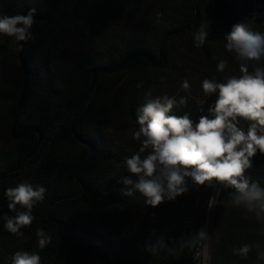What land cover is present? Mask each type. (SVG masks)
<instances>
[{
	"label": "trees",
	"instance_id": "trees-1",
	"mask_svg": "<svg viewBox=\"0 0 264 264\" xmlns=\"http://www.w3.org/2000/svg\"><path fill=\"white\" fill-rule=\"evenodd\" d=\"M101 1L0 0V17L36 9L33 38L19 42L22 49L0 35V264H11L16 251L40 255L41 264H202L196 249L180 242L205 230L209 216L210 264H264L255 247L247 257L234 252L244 244L264 250V223L228 203L231 189L190 184L174 201L152 207L139 193L124 195L121 182L131 175L125 159L140 147L131 131L146 94L186 97L174 114L194 124L211 118L217 96H206L201 83L240 75L225 35L238 22L264 34L254 0H156L152 20L110 32L95 46ZM202 24L207 37L197 48ZM222 59L228 66L219 72ZM252 163L246 174L264 187V154ZM23 182L46 192L17 238L3 226L4 215H15L4 191ZM38 228L51 236L44 249ZM161 239L166 247L150 252Z\"/></svg>",
	"mask_w": 264,
	"mask_h": 264
},
{
	"label": "clouds",
	"instance_id": "clouds-1",
	"mask_svg": "<svg viewBox=\"0 0 264 264\" xmlns=\"http://www.w3.org/2000/svg\"><path fill=\"white\" fill-rule=\"evenodd\" d=\"M36 9L26 15L0 17V35L13 38L18 49L19 42L33 38L30 31L34 24ZM207 31L202 24L194 35L195 47H201ZM225 49L234 55L239 65L240 75L227 76L224 82L203 79L201 88L208 97L215 94L216 101L209 107V116H200L193 123L187 114L176 115L174 110L187 105V98L176 96L151 97L146 94V103L136 112L138 128L131 136L138 141V151L125 159L130 176L121 177L125 186L124 195L132 197L139 193L147 206L156 207L165 200L174 201L189 191V185L231 189L228 203L243 207L264 223V187L253 180L247 171L253 167L252 158L257 152L264 154V34L252 31L246 23L238 22L225 35ZM251 63L252 70H249ZM228 60L222 59L217 71L223 72ZM140 87V85H137ZM182 89L191 92L187 79L182 81ZM247 123V130L241 125ZM135 177V179H133ZM46 189L34 187L31 183H19L5 189L8 209L15 215H4V228L17 238L21 231L30 227L35 220L33 208L44 200ZM217 196L208 200V207L217 203ZM19 205V209L17 206ZM38 245L44 249L51 242V236L42 228L36 230ZM211 236L201 229L188 241L181 240V248L196 249V257H203V264L211 259L208 244ZM166 247L163 240L149 247L156 254ZM255 247L258 259L264 260V250L258 244H244L235 254L247 257ZM11 264H41L36 253L16 251Z\"/></svg>",
	"mask_w": 264,
	"mask_h": 264
},
{
	"label": "rangeland",
	"instance_id": "rangeland-1",
	"mask_svg": "<svg viewBox=\"0 0 264 264\" xmlns=\"http://www.w3.org/2000/svg\"><path fill=\"white\" fill-rule=\"evenodd\" d=\"M97 17L99 29L93 36V45L99 46L103 38L105 39L109 33L120 29H132L149 20H152L156 12V0H107L101 1V10ZM65 51V50H64ZM60 52H63L60 50ZM69 52V50H67ZM66 52L61 53V56ZM212 209V208H211ZM211 216H209L206 231L211 236ZM208 253L211 250V238L207 242ZM203 264V257L201 256ZM210 264V260L208 261Z\"/></svg>",
	"mask_w": 264,
	"mask_h": 264
},
{
	"label": "built area",
	"instance_id": "built-area-1",
	"mask_svg": "<svg viewBox=\"0 0 264 264\" xmlns=\"http://www.w3.org/2000/svg\"><path fill=\"white\" fill-rule=\"evenodd\" d=\"M252 12L255 19L264 20V0H254ZM241 126L244 127L245 131L247 130L246 122ZM217 186L218 184L216 185V187Z\"/></svg>",
	"mask_w": 264,
	"mask_h": 264
}]
</instances>
